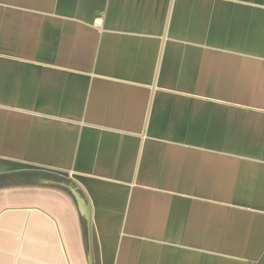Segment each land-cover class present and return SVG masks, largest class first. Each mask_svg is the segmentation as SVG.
Instances as JSON below:
<instances>
[{"label":"crops","instance_id":"1","mask_svg":"<svg viewBox=\"0 0 264 264\" xmlns=\"http://www.w3.org/2000/svg\"><path fill=\"white\" fill-rule=\"evenodd\" d=\"M33 168L90 211L0 191V264H264V0L0 2V174Z\"/></svg>","mask_w":264,"mask_h":264},{"label":"rangeland","instance_id":"2","mask_svg":"<svg viewBox=\"0 0 264 264\" xmlns=\"http://www.w3.org/2000/svg\"><path fill=\"white\" fill-rule=\"evenodd\" d=\"M9 10L24 11L33 15H41L36 11H26L18 7L5 6ZM48 187L54 188L55 190L61 191L67 194L72 199H76L78 206H81V212L84 215L86 211H90L89 196L85 192L84 187L71 175H61L56 172L39 169H22L15 172H8L0 174V191H8L13 194L14 203L21 201V198H28L34 201L36 199L39 188ZM26 196V197H24ZM73 200V201H74ZM91 222V237L92 245L94 241L93 237V221L83 218L82 230L85 243L90 245L89 241V224ZM88 247V246H87Z\"/></svg>","mask_w":264,"mask_h":264},{"label":"water","instance_id":"3","mask_svg":"<svg viewBox=\"0 0 264 264\" xmlns=\"http://www.w3.org/2000/svg\"><path fill=\"white\" fill-rule=\"evenodd\" d=\"M12 0H0V2H11ZM89 230H90V232H89V241H90V251H89V253H90V259L91 260H93V253H91V248H92V237H91V223L89 224Z\"/></svg>","mask_w":264,"mask_h":264},{"label":"bare ground","instance_id":"4","mask_svg":"<svg viewBox=\"0 0 264 264\" xmlns=\"http://www.w3.org/2000/svg\"><path fill=\"white\" fill-rule=\"evenodd\" d=\"M26 233V232H25ZM15 237V236H14ZM60 247V246H59ZM29 260V259H28ZM36 262V261H35ZM59 262V261H58ZM41 263V262H40Z\"/></svg>","mask_w":264,"mask_h":264}]
</instances>
